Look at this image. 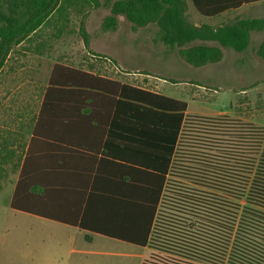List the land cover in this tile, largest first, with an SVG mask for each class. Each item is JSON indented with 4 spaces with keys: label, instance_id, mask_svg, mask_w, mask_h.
I'll return each instance as SVG.
<instances>
[{
    "label": "crops",
    "instance_id": "1",
    "mask_svg": "<svg viewBox=\"0 0 264 264\" xmlns=\"http://www.w3.org/2000/svg\"><path fill=\"white\" fill-rule=\"evenodd\" d=\"M260 6L264 2L243 5L212 18L218 22L211 26L246 20L245 10ZM70 13L69 9L52 17L16 45L0 70V174L13 185L10 207L22 186V198L28 196L29 206L54 210L66 218L76 215L78 224L85 223L88 229L126 225L114 228L118 236L107 237L28 214L42 219V226L76 229L88 242L94 236L123 242L119 239L137 237L133 225L145 229L158 198V168L164 156L160 126L164 117L157 108L95 87L100 83L81 76V72L186 102V117L212 114L190 110V101L195 103L200 97L190 96L191 89L187 102L166 94L164 81L144 70H129L134 43H118L129 45L130 51L123 58L110 56L113 65L102 60L107 59L110 48L98 37L94 43L89 41L88 48L76 43L77 29L66 20ZM122 18L119 16V23ZM243 53L237 52V58ZM196 88L201 90L198 85ZM72 253L78 255L77 264H81V255L85 254L81 242Z\"/></svg>",
    "mask_w": 264,
    "mask_h": 264
},
{
    "label": "rangeland",
    "instance_id": "2",
    "mask_svg": "<svg viewBox=\"0 0 264 264\" xmlns=\"http://www.w3.org/2000/svg\"><path fill=\"white\" fill-rule=\"evenodd\" d=\"M113 1L99 0L100 6L96 8L90 0H69L64 11L71 10L66 20L77 29L76 43H83L79 27L83 26L86 32L88 28L90 43L98 37L99 42L107 43L110 48L107 59L102 58L109 65L114 64L110 56L123 58L130 51L129 45L118 43H134V59L127 65L129 70H144L160 82L164 81L166 94L187 102L191 89L190 96L200 94V97L195 103L190 101V110L212 115H189L186 119L148 248L102 236H94L93 241L88 242L76 229L56 224L42 226V219L10 207L13 185L0 174V264H77L78 255L72 250H78L79 242L81 252L85 251L81 264H142L144 260L151 261L162 255L176 264H221L223 229L216 227L211 219L213 215H219L217 219L221 220L235 217L245 203L229 195L226 189L220 188L222 186L207 181L204 162L211 156L222 161L227 184V181L236 183L237 176L243 177V172L247 177L254 170L259 137L264 132V60L256 54L264 40V31L253 34L244 56L237 58V52L224 49V58L219 64L195 68L180 58L177 49L170 50L156 40V26L132 30V25L123 17L115 32L102 33V21L110 14L108 3ZM188 3L189 23L195 26L217 24L218 19L203 17L191 0ZM245 13V19H264V6L250 8ZM221 112L225 113L218 114ZM207 119L215 122L203 130ZM195 189L196 216L193 198L189 202L190 190ZM214 206L221 209L216 210Z\"/></svg>",
    "mask_w": 264,
    "mask_h": 264
},
{
    "label": "trees",
    "instance_id": "3",
    "mask_svg": "<svg viewBox=\"0 0 264 264\" xmlns=\"http://www.w3.org/2000/svg\"><path fill=\"white\" fill-rule=\"evenodd\" d=\"M90 1L96 8L100 6L99 0ZM191 1L200 15L210 19L238 10L243 5L264 2V0ZM67 3L69 0H0V70L5 65L13 48L28 39L52 17L60 15L66 9ZM187 3L188 0H115L108 3L110 14L103 19L101 29L105 33L115 32L119 26V16L124 17L132 25L133 30L156 26L158 28L156 40L170 50L177 49L180 58L195 68L220 63L224 57V49H232L238 53L244 52L249 47L251 33L264 31V19L238 20L235 23L223 24L219 27L205 24L197 27L188 21ZM80 32L83 43L88 48V33L83 26H81ZM196 42L201 43L196 44ZM256 54L264 60V40L257 47ZM81 76L100 83V86H95L97 88L109 90L114 94L120 93V95L132 98L135 102L157 108L164 117V123L160 126L164 142V156L161 167L158 168L161 183L158 198L151 210L150 220L144 230L142 225H133L134 230L138 231L135 232L137 237L119 239L141 248H148L151 245L161 203L166 195L165 192L161 199L162 187L166 181L167 191L169 181L167 176H170L173 170L179 151L187 119L185 116L187 103L128 85H121L116 81L89 76L82 72ZM214 122L215 120L207 119L203 130L208 129ZM218 126L221 127L223 124ZM238 138L240 147L241 141L240 137ZM222 163L218 158L214 159L213 156L206 157L204 164L207 181L222 186L220 188L228 191L224 192L238 200L243 199L245 204L241 210H237L238 214L235 217L229 216V219L221 220L217 219L219 215H213L214 218L211 219L217 224L216 227L223 229L222 254L219 255L221 264H264V132L259 137L258 159H255L254 170L247 174V177L243 172V177L237 176L236 183L227 181V184L225 166ZM21 188L22 186H19L12 201L11 208L13 210L61 222L65 225L80 227L83 230L97 232L107 237L118 236L114 228L126 226L111 225L109 227H113L112 229H88L90 227L87 224H78L76 215L66 218L54 210L35 209L29 206L28 196L22 198ZM192 198L195 203L196 216V189L190 190V203ZM214 209L220 210L221 208L214 206ZM216 210H214L215 213L221 214ZM162 256H156V259H151V261L144 260L142 264H176Z\"/></svg>",
    "mask_w": 264,
    "mask_h": 264
}]
</instances>
